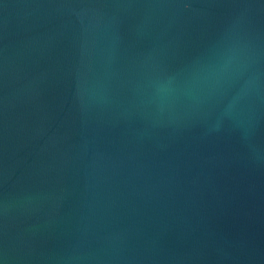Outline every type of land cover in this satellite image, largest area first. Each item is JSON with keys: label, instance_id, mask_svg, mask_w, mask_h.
<instances>
[{"label": "water", "instance_id": "obj_1", "mask_svg": "<svg viewBox=\"0 0 264 264\" xmlns=\"http://www.w3.org/2000/svg\"><path fill=\"white\" fill-rule=\"evenodd\" d=\"M0 264H264V0H0Z\"/></svg>", "mask_w": 264, "mask_h": 264}]
</instances>
